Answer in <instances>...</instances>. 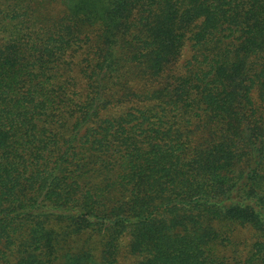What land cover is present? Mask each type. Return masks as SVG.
<instances>
[{
	"label": "trees",
	"instance_id": "trees-1",
	"mask_svg": "<svg viewBox=\"0 0 264 264\" xmlns=\"http://www.w3.org/2000/svg\"><path fill=\"white\" fill-rule=\"evenodd\" d=\"M46 1L0 0L1 260L264 264V0Z\"/></svg>",
	"mask_w": 264,
	"mask_h": 264
},
{
	"label": "rangeland",
	"instance_id": "rangeland-1",
	"mask_svg": "<svg viewBox=\"0 0 264 264\" xmlns=\"http://www.w3.org/2000/svg\"><path fill=\"white\" fill-rule=\"evenodd\" d=\"M43 10H48L49 12H55L57 9L60 8L59 5H57L54 2H50L47 0L43 5H42ZM191 55V49L190 45H187V47L184 50V54L182 56V62H185L188 57ZM253 100L255 105L257 106H263L264 101L262 98L258 95L257 90H253ZM232 238H233V245H230L229 243L225 244L222 248L223 252L227 256V261L229 264H236L235 261L233 260V256L235 255V249L240 254L241 256L245 255L249 249V245L255 241L257 238H260L258 233L251 227H243L239 226L233 231L232 233ZM261 239L264 241V237H261ZM129 241V237H125L123 243L127 244ZM87 248V247H86ZM96 248V247H95ZM94 259H98L99 264H100V252L96 249L94 251ZM222 255V253H221ZM137 258H133L132 255L128 254L127 252H124L120 258H119V263L118 264H135ZM59 264H62L64 262V257L61 255V257L57 261ZM0 264H7L4 259L1 260L0 258Z\"/></svg>",
	"mask_w": 264,
	"mask_h": 264
}]
</instances>
